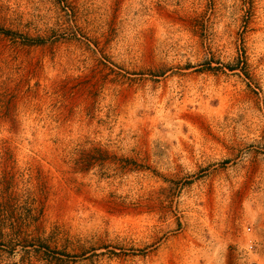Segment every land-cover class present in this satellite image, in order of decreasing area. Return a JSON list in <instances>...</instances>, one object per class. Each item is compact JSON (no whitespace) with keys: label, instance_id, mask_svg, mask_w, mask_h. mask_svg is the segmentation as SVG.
<instances>
[{"label":"rangeland","instance_id":"obj_1","mask_svg":"<svg viewBox=\"0 0 264 264\" xmlns=\"http://www.w3.org/2000/svg\"><path fill=\"white\" fill-rule=\"evenodd\" d=\"M0 264H264V0H0Z\"/></svg>","mask_w":264,"mask_h":264}]
</instances>
